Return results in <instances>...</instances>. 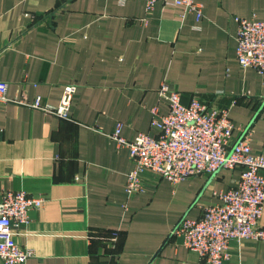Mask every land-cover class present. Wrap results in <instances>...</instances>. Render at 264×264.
<instances>
[{
	"label": "crops",
	"instance_id": "obj_1",
	"mask_svg": "<svg viewBox=\"0 0 264 264\" xmlns=\"http://www.w3.org/2000/svg\"><path fill=\"white\" fill-rule=\"evenodd\" d=\"M204 17L145 0H0V197L25 191L43 199L19 229L32 257L25 264H206L173 231L201 216L236 186L238 170L194 177L177 186L152 172L149 193L128 197L133 163L111 135L157 136L152 109L163 82L227 108L234 143L249 139L264 155V75L236 59L237 18L264 20V0H197ZM76 86L69 118L14 100L59 107ZM264 230V213L259 222ZM224 264H264V240L230 245ZM0 264H2L0 260Z\"/></svg>",
	"mask_w": 264,
	"mask_h": 264
},
{
	"label": "built area",
	"instance_id": "obj_2",
	"mask_svg": "<svg viewBox=\"0 0 264 264\" xmlns=\"http://www.w3.org/2000/svg\"><path fill=\"white\" fill-rule=\"evenodd\" d=\"M147 11L157 2L182 10V18L204 17L197 0H145ZM236 59L243 69H254L264 75V20L236 19ZM8 84L0 82V101L12 102L7 96ZM76 86H67L59 107L41 99L33 102L14 100L46 114L69 118ZM159 98L168 106L162 115L158 106L152 109L151 126L157 136L140 133L133 140L122 136V125L109 135L117 149L127 150L133 169L127 175L128 197L149 193L142 176L152 172L177 186L194 177L212 176L221 170H238L235 187L218 194L219 203L205 206L196 219L184 218L173 234L182 245L195 252L206 264H224L231 260L230 245L246 240H264L259 222L264 213V155H254L249 139L234 143L235 127L227 108L214 109L199 97L183 102L182 93L163 82ZM43 199L30 198L25 191H7L0 197V260L2 264H25L33 253L17 241L19 229L30 221V212L43 205Z\"/></svg>",
	"mask_w": 264,
	"mask_h": 264
},
{
	"label": "rangeland",
	"instance_id": "obj_3",
	"mask_svg": "<svg viewBox=\"0 0 264 264\" xmlns=\"http://www.w3.org/2000/svg\"><path fill=\"white\" fill-rule=\"evenodd\" d=\"M179 224H180V223H179ZM179 224H178V225H179ZM172 234H173V233H172ZM173 236H174V234H173Z\"/></svg>",
	"mask_w": 264,
	"mask_h": 264
},
{
	"label": "water",
	"instance_id": "obj_4",
	"mask_svg": "<svg viewBox=\"0 0 264 264\" xmlns=\"http://www.w3.org/2000/svg\"><path fill=\"white\" fill-rule=\"evenodd\" d=\"M185 218V217H184Z\"/></svg>",
	"mask_w": 264,
	"mask_h": 264
}]
</instances>
